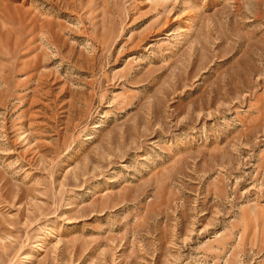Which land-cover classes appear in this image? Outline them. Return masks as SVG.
Here are the masks:
<instances>
[{"label":"rangeland","instance_id":"obj_1","mask_svg":"<svg viewBox=\"0 0 264 264\" xmlns=\"http://www.w3.org/2000/svg\"><path fill=\"white\" fill-rule=\"evenodd\" d=\"M0 264H264V0H0Z\"/></svg>","mask_w":264,"mask_h":264},{"label":"bare ground","instance_id":"obj_2","mask_svg":"<svg viewBox=\"0 0 264 264\" xmlns=\"http://www.w3.org/2000/svg\"><path fill=\"white\" fill-rule=\"evenodd\" d=\"M26 257V256H25Z\"/></svg>","mask_w":264,"mask_h":264}]
</instances>
